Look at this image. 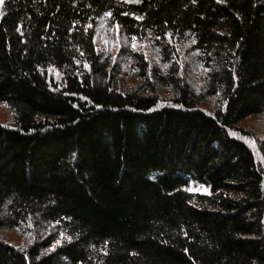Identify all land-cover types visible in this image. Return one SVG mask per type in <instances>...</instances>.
Returning <instances> with one entry per match:
<instances>
[{"label": "trees", "instance_id": "obj_1", "mask_svg": "<svg viewBox=\"0 0 264 264\" xmlns=\"http://www.w3.org/2000/svg\"><path fill=\"white\" fill-rule=\"evenodd\" d=\"M0 103V264H264V0H4Z\"/></svg>", "mask_w": 264, "mask_h": 264}, {"label": "rangeland", "instance_id": "obj_2", "mask_svg": "<svg viewBox=\"0 0 264 264\" xmlns=\"http://www.w3.org/2000/svg\"><path fill=\"white\" fill-rule=\"evenodd\" d=\"M133 44L136 45L135 50L132 47ZM96 45L100 51L110 56L112 63H118V67H121V76L125 80L138 78L137 74L139 72L135 62L128 56L129 52L138 51L142 53L147 57L146 59L150 65H159L161 59L158 56L157 48L152 46V44L142 40L126 41L119 35L116 28L110 27L104 22H102L98 29ZM10 117L6 106L0 103V123H9ZM242 125L251 134V142L253 144H255L256 139H261L264 136V114L248 118ZM192 191L207 193V189L200 185L194 187ZM0 237L15 246L25 245L23 237L15 230H2L0 231Z\"/></svg>", "mask_w": 264, "mask_h": 264}, {"label": "snow or ice", "instance_id": "obj_3", "mask_svg": "<svg viewBox=\"0 0 264 264\" xmlns=\"http://www.w3.org/2000/svg\"><path fill=\"white\" fill-rule=\"evenodd\" d=\"M126 2H139V0H126ZM193 2H195V0H193ZM3 3H4V0H0V4H3ZM105 15H107V16H111V13H110V12H109V13H105ZM125 15H127V14L125 13ZM135 18H136V19H142V17H135ZM89 27H90V25H89ZM116 27H117V29H119V25H116ZM170 35H171L170 33H165V36H169V37H170ZM133 39L135 40V37H133ZM157 39H159V37H157ZM193 43H195V41H193ZM132 47H133V49L135 50L136 45L133 44ZM145 58H147V57H145ZM84 67L87 68L88 65L85 64ZM189 190H191V189H189ZM55 223H59V221H56ZM60 236L63 237V236H64V233L61 232V233H60ZM68 239L70 240L71 238L69 237ZM60 243H61V241H60L59 239L56 240V241H55V244L53 245V248H54L56 245H59Z\"/></svg>", "mask_w": 264, "mask_h": 264}, {"label": "bare ground", "instance_id": "obj_4", "mask_svg": "<svg viewBox=\"0 0 264 264\" xmlns=\"http://www.w3.org/2000/svg\"><path fill=\"white\" fill-rule=\"evenodd\" d=\"M252 116V115H251Z\"/></svg>", "mask_w": 264, "mask_h": 264}]
</instances>
